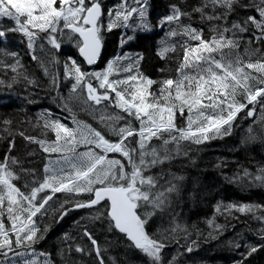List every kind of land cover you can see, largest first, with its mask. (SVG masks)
Segmentation results:
<instances>
[{"label":"snow or ice","instance_id":"1","mask_svg":"<svg viewBox=\"0 0 264 264\" xmlns=\"http://www.w3.org/2000/svg\"><path fill=\"white\" fill-rule=\"evenodd\" d=\"M5 18L11 23L4 24ZM114 29H122L121 46L126 41L149 39L154 29L164 30L155 54L166 62L175 60V76L153 79L144 74L142 53L125 52L108 58L99 70L84 69L82 64L92 66L102 58L107 34ZM128 30L145 35H127ZM7 33H19L24 38L45 82L28 73L16 52H8L12 61L0 59V67L13 75L8 80L0 79V86L13 88L23 80L26 92L38 97L40 93L32 90L40 88L69 113L72 108L68 101L81 100L86 93L88 101L100 106L94 111L101 112V128L75 117L73 126H68L47 108L35 114L33 127L41 128V137L19 130L14 133L9 127L12 120L7 116L0 119L7 134L0 136L5 145L0 153V218L6 216L11 225L0 219V255H30L32 259L24 264H86L83 257L91 255L81 242L86 237L96 259L104 264L100 246L87 227L81 241L63 234L56 249L58 260L51 252L37 254L33 247L48 231L47 225L38 228L33 218L45 215L42 210H46L53 194L63 192L71 195L60 203L58 218L69 210L65 204L89 208V219L106 221L109 232L122 234V239L129 242L127 247L147 257L144 264H179L175 255L167 259L162 250L167 247L166 241L181 232L187 236V226L181 223L177 208L185 196L193 198L195 193L182 183L183 176L170 170L172 162L180 157L191 159V145L229 135L234 121L240 118L238 114L246 112L254 117L257 105L261 111L253 123L259 121L264 130V0H192L187 4L178 0L170 3L167 13L158 16L154 24L148 0H120L107 11L101 0H0V38H6ZM176 36L182 40L171 42L170 38ZM66 43L82 58L65 54L62 78L68 85L67 97L61 91L60 75L53 71L54 66L59 68L57 53ZM168 53L177 55L169 57ZM156 71L170 73L172 69L166 63ZM31 95L26 97L27 102L36 103ZM48 132L55 138H48ZM17 134L39 145L46 154L42 179H37L36 169L29 166L33 162L24 158L34 153L25 150L21 155L16 150ZM254 141L264 144V135L250 125L241 145ZM110 153L118 155L110 157ZM215 167H227V163L221 161ZM26 177L32 182H25L22 189L18 182ZM232 179L264 186V165L258 166L256 173L243 168ZM79 194L88 195L75 199ZM221 207L229 216L240 213L259 221L256 232L260 242L241 245L236 240L227 241L229 248L244 249L236 264H254V254L264 252V205L218 204L216 210ZM157 221L160 227L150 231ZM207 225L213 229L208 235L216 239L223 226L212 219ZM184 250L191 253L193 247L188 244ZM37 255L44 259H36ZM5 264L9 262L5 260Z\"/></svg>","mask_w":264,"mask_h":264},{"label":"trees","instance_id":"2","mask_svg":"<svg viewBox=\"0 0 264 264\" xmlns=\"http://www.w3.org/2000/svg\"><path fill=\"white\" fill-rule=\"evenodd\" d=\"M192 0H185V3H191ZM102 5L107 11L108 8H115L120 3V0H103ZM129 3H134V0H129ZM170 3H178V0H148L149 11L151 13V20L154 24L158 16L164 15L168 11ZM187 22V21H185ZM4 24H10L6 18L3 20ZM195 23V22H194ZM122 29H114L107 34V42L103 51V56L97 66L93 68H86L84 64L82 67L86 70H99L102 68L108 58L117 55L123 56L125 52L130 55L142 53L144 59L141 61V71L153 79L166 74L175 76L176 63L174 59L167 62L161 60L156 56V44L159 38L164 36V30L154 29L149 39H140L126 41L125 45H120ZM127 35L144 36V33H133L131 30L127 31ZM182 37H171V42H179ZM55 51V50H53ZM8 52H16L17 58L25 66L28 73L35 74L39 80L44 83V77L38 64L31 59L26 47V41L19 33H7L6 38H0V59L6 62H11L12 57L6 55ZM66 53L73 54L78 60L77 52L70 44H64L62 51L57 53L60 59V65L57 69L53 67V71H57L60 75V86L62 93L67 89V82L63 77V62ZM37 50V55H39ZM178 54L182 56V49L178 48ZM169 57H175L177 53H168ZM167 65L172 71L170 73H159L157 68H162ZM13 74L10 70L0 67V79L8 80ZM94 82V81H91ZM33 92H38L37 97L31 95L30 92L25 91V82L21 80L19 85L13 88L0 86V119L7 116L12 120L10 129L15 133L17 130L23 131L28 135H35L41 137V128L33 127L36 123L35 114L42 109H50L55 117H59L61 121L68 125H72L73 117L77 120L84 116L78 113L71 114L66 109L57 106L53 103L45 91L37 88ZM36 100V103H28L26 97L30 96ZM52 96L56 93L52 92ZM251 105H247L250 108ZM25 109L26 111H21ZM261 111V110H260ZM260 113V112H259ZM239 119L234 121V127L229 135L217 137L215 139L205 141L200 145H191L192 151L189 153L191 159L180 157L173 161L170 170L177 175L183 176V184L187 186L190 191L195 193L193 198L184 197L182 203L178 205L177 212L180 214L181 223L187 226V236L181 232L174 239L166 241L167 247L162 250L167 259H171L173 255L176 256L179 264H236V261L241 259L240 253L244 250L243 247L236 249L229 248L227 241L236 240L241 245L245 243H258L259 239L256 230L261 225L259 221L251 219L250 215H241L240 213H233L229 216L224 212L223 207L217 211V205L226 206L228 203H259L264 205V186L258 183L248 185L247 180L243 183L239 180L234 181L232 178L235 173L241 171L243 168L249 169L250 172L256 173L258 166L264 165V144L259 141L249 142L246 146L241 145L242 138L247 137L246 130L249 129L250 118L246 112L238 114ZM31 118V122L29 121ZM90 120V119H89ZM23 121V123H21ZM177 124L181 122L178 120ZM3 125L0 124V136H7L3 132ZM253 129L264 135V130L261 129L259 121ZM48 138L54 139V134L47 133ZM16 150L23 155L25 150L32 151L34 155L24 156L25 160H31L33 163L30 167L36 169L37 179H42L44 156L39 145L30 144L24 141L18 134L15 135ZM5 150L4 142H0V153ZM55 155V154H53ZM226 162L227 167H215L218 162ZM155 171V170H154ZM25 182L31 184L32 178L26 177L18 182L23 189ZM29 191V189H24ZM47 191V190H46ZM44 193H38V196H43ZM67 193H55L52 199L46 206V214L41 216L37 214L34 217L36 226L41 230L48 226V231L44 233V239L40 240L33 247L37 254L41 251L51 252L52 258L57 259L56 249L60 239L64 233H68L72 237H76L77 241H81L83 229L85 227L93 234L100 246L101 257L104 264H144L147 260L143 254L139 253L134 248H129V242L122 239V235L115 230L109 232L107 230V222L100 220H90L92 210L72 211L68 210L66 215L58 218L60 211V203L63 201ZM88 194H79L75 199H86ZM65 208L70 209V204H65ZM8 226L7 217L0 218ZM212 219L215 223L223 226L221 234L216 239H212L208 234L213 231L207 225V221ZM165 220V226H167ZM160 227L159 221L157 225L150 231L156 232ZM13 241L15 237H12ZM82 243L86 244L91 251L90 256L83 257L86 264H100L96 259V252L91 248V244L83 237ZM71 243V241H69ZM191 244L193 251L186 252L185 246ZM74 255H78L73 253ZM255 255L254 264H264V252ZM30 255L23 257L13 256L8 254L5 258L0 255V264H5V260L9 264H24L26 260H31ZM36 259L43 260L44 257L36 256Z\"/></svg>","mask_w":264,"mask_h":264},{"label":"rangeland","instance_id":"3","mask_svg":"<svg viewBox=\"0 0 264 264\" xmlns=\"http://www.w3.org/2000/svg\"><path fill=\"white\" fill-rule=\"evenodd\" d=\"M101 1H103V0H101ZM92 81H94L92 83L95 85L96 82H95L94 78L92 79ZM97 87H98V85H97ZM63 94L65 97H67L69 95L68 90L66 89L63 92ZM68 103L70 104V106L72 108L71 114L78 113L79 115L84 116L79 121H83L85 124L90 125L92 127H95L97 129L101 128V124H100L99 119H98L99 116L101 115V112L100 111H94L95 109H98L100 106H95L94 104L87 101L85 93H84L81 100H75L74 99V100L68 101ZM251 107H252V105L250 106V108ZM110 111H118V110L110 109ZM259 112H260V107H259V105H257L255 108L254 117H249L250 118L249 124L252 127H254L255 124L258 123V121L256 123H253V121L255 120V117L260 114ZM104 131L106 132V130H104ZM245 132L247 133L246 135L248 136L249 135V129L246 130ZM116 155H118V154H112V153L109 154L110 157H113Z\"/></svg>","mask_w":264,"mask_h":264},{"label":"water","instance_id":"4","mask_svg":"<svg viewBox=\"0 0 264 264\" xmlns=\"http://www.w3.org/2000/svg\"><path fill=\"white\" fill-rule=\"evenodd\" d=\"M77 55H78V52H77ZM78 57H79V55H78ZM79 59L80 60H82V58L81 57H79ZM99 61L100 60H98L97 61V63L95 64V65H92V66H89V65H86V64H84V66L86 67V68H93V67H95V66H97L98 65V63H99ZM85 96H86V99H87V94L85 93ZM88 101V100H87ZM90 103H92L91 101H89ZM93 104V103H92ZM95 105V104H94ZM95 106H98V105H95ZM69 210H72V211H83V210H91V209H89V208H70ZM118 233V232H117ZM120 234V233H119ZM122 235V234H121ZM257 239H259V236H257L256 237Z\"/></svg>","mask_w":264,"mask_h":264}]
</instances>
